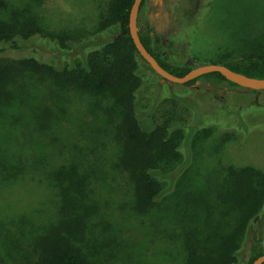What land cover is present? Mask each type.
<instances>
[{
  "label": "rangeland",
  "instance_id": "rangeland-1",
  "mask_svg": "<svg viewBox=\"0 0 264 264\" xmlns=\"http://www.w3.org/2000/svg\"><path fill=\"white\" fill-rule=\"evenodd\" d=\"M0 2L3 19L32 24L42 37L71 38L67 47L40 37L9 41L1 67L28 57L57 68L83 65L86 48L115 34V28L95 32L107 0ZM137 28L167 63L192 68L228 61L264 51V0H144ZM139 66L153 75L147 65ZM151 76L135 90V116L142 129L167 125L169 134L180 130L181 136L177 156L164 153L152 161L160 192L140 211L134 208L131 172L123 166L130 159L121 120L110 114L107 93L95 95L29 69L0 85V264H35L39 238L63 222L51 179L62 165L88 178L80 206L72 209L83 225L64 233L86 264H200V258L215 257L221 240L242 232V210L229 200L227 169L252 167L264 174V90L228 86L204 97L201 89L208 86L200 81L185 87ZM225 103L230 108L220 114L233 115L226 127L204 124L202 116ZM231 108L243 115L234 128ZM246 123L250 133L242 135L239 126ZM204 127L211 129L201 132ZM226 133L234 137L224 140ZM7 176L15 178L3 183ZM261 213L244 226L236 264L264 253Z\"/></svg>",
  "mask_w": 264,
  "mask_h": 264
},
{
  "label": "trees",
  "instance_id": "trees-1",
  "mask_svg": "<svg viewBox=\"0 0 264 264\" xmlns=\"http://www.w3.org/2000/svg\"><path fill=\"white\" fill-rule=\"evenodd\" d=\"M143 2L144 0H142L139 10ZM131 3L132 0H107L105 11L101 14L96 24L95 32L110 34L111 32L109 31L115 28V34L107 41L104 38L99 43H94L86 48L87 52L85 53L86 57H83L85 59L83 65H74L70 62L67 64L68 66L57 68L48 66L34 57L19 58L16 59L17 65H4L3 67L0 65V85H4L7 82L9 75L19 72L20 69H29L33 73L45 74L57 83H69L78 89L89 91L95 95L107 93L111 98L110 114L117 115L121 120L122 133L125 140L124 147L127 152V159H130L128 162H123V166L131 172L134 208L140 211L141 208L148 207L160 192V185L153 174V167L155 166L153 164L155 161L153 160H160L165 155L164 153H171L172 156H177L176 149L181 133L180 130H174L169 134L167 125H158L151 130L142 129L135 116L133 103L135 90L140 87L142 80L147 79L146 76L150 77L151 75H149L147 69V72L138 70L140 69L139 64H145V62L136 53L128 36L126 24ZM39 32L32 24L24 25L17 21L12 22L0 17V54L3 51V44L9 41L14 42L15 40L25 41L34 37L47 39L54 42L55 45V42H61L60 44L63 47L69 46L67 44L71 39L69 36L61 34L59 36L42 37L43 35L39 34ZM139 37L147 51L167 72L182 76L190 69L189 67L176 66L161 60L149 47L148 41L141 34H139ZM49 41L40 40L37 43L49 48L53 45ZM211 63L225 65L232 71L249 77L264 79L263 50H254L228 61L220 59ZM153 75L155 74L153 73ZM199 81L209 88L201 89L204 92V97H210L217 90L228 86L238 87L226 81L218 73L202 75L181 86H193ZM122 87H124L123 90H121ZM250 92L256 93L257 91L250 90ZM227 108L230 107L225 103L207 111L202 116L204 124L217 122L225 126L228 118L233 116L223 117L222 113L220 114V111ZM231 109L235 111V114L234 123L230 124V127L233 126L234 128L233 124L238 121V118L241 119L243 115L241 116V109ZM248 125L250 126L249 123H246V127L239 126L242 135L250 133L247 131L250 128ZM209 129L211 128H201V132L205 131L208 133ZM243 129H245V132H241ZM233 137L234 135L231 133L223 135L224 140H230ZM2 169L4 170L3 166ZM17 169L19 167H16ZM13 172L16 173L15 171ZM227 173L229 200L237 209L242 210H240L242 213V232L238 233L236 237L231 236L228 239L224 238L221 240V243H218L215 250L212 251V254H216L215 257L207 255L205 258H200V264H236L237 251L242 245L244 226H246L247 221L249 222L255 216H260L264 209V174L262 172L252 167L237 169L229 167ZM12 178H15V176L10 178L7 176V178H2V182L8 183L9 179L14 180ZM51 179L59 189L58 193L62 203L60 212L64 214L61 218L63 222L57 227L50 228L39 238L36 246L37 259L35 264H86L80 250L64 233L72 232L73 228L79 230V226L82 224L80 221L81 216H74L72 209L80 206L79 198L82 192L85 191L88 178L85 174L79 173L75 166L62 165L53 170ZM65 216H68L71 222H67L64 219ZM259 255L261 254L257 256ZM255 257L247 264H250Z\"/></svg>",
  "mask_w": 264,
  "mask_h": 264
},
{
  "label": "water",
  "instance_id": "water-1",
  "mask_svg": "<svg viewBox=\"0 0 264 264\" xmlns=\"http://www.w3.org/2000/svg\"><path fill=\"white\" fill-rule=\"evenodd\" d=\"M142 0H132L130 5L128 16H127V31L128 36L135 48L136 53L143 59L145 64L150 68V70L160 77L162 80L167 81L172 84L184 85L187 82L196 79L202 75L209 73H218L226 81L235 84L236 86L252 90L261 91L264 90V79L249 77L238 72H234L225 65L216 63H206L197 65L190 68L184 75L176 76L167 72L162 68L156 59L147 51V49L142 44L139 32L137 28V17L139 13V8ZM264 263V253L255 257L250 264H262Z\"/></svg>",
  "mask_w": 264,
  "mask_h": 264
}]
</instances>
